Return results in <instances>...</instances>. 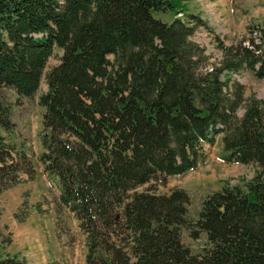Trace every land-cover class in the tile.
Instances as JSON below:
<instances>
[{
  "label": "trees",
  "instance_id": "obj_1",
  "mask_svg": "<svg viewBox=\"0 0 264 264\" xmlns=\"http://www.w3.org/2000/svg\"><path fill=\"white\" fill-rule=\"evenodd\" d=\"M185 1L0 0V88L19 102L47 85L38 162L57 186L58 212L78 222L83 264H264V100L245 102L230 77L264 78V25L230 46L216 38L219 66L204 70L208 58L192 37L207 27L197 15L180 19ZM55 49L59 63L44 73ZM14 129L0 100V194L36 174L1 135ZM218 135L223 163L258 167L243 187L208 195L195 219L183 190L137 191L195 170ZM60 224L58 215V234ZM183 232L205 235L206 245L192 253Z\"/></svg>",
  "mask_w": 264,
  "mask_h": 264
},
{
  "label": "rangeland",
  "instance_id": "obj_2",
  "mask_svg": "<svg viewBox=\"0 0 264 264\" xmlns=\"http://www.w3.org/2000/svg\"><path fill=\"white\" fill-rule=\"evenodd\" d=\"M187 1L189 0L185 1V8L187 6L188 8L182 15H179L180 19L185 21L188 14L200 16L206 27L211 30L199 27L192 37V41L205 50V55L208 58L204 70L219 66L218 63L222 55L217 48L216 38L221 40L224 45L230 46L247 39L250 36L249 31L253 27L264 25V0H190L186 3ZM152 14L155 19L166 23L174 18V15L169 12H153ZM61 54L59 49H55L53 56L46 64L44 73L59 63ZM230 77L242 88V97L245 102L249 98L264 100V78L258 80L247 71L231 74ZM46 90L47 85L42 79L35 96L21 98L17 102V95L12 89L0 88V100L10 107L11 121L15 124V129L12 132L2 131L1 135L6 143L26 152L35 165V169L41 171L40 175H44V173L38 162V156L42 152L39 139L42 108L38 104V98ZM242 113L243 109L241 108L237 116L241 117ZM221 138L220 135L216 136L214 145L205 147V155L195 170L181 177L169 178L164 185L152 182L138 188L137 191L150 190V193L155 195H168L173 190H183L189 196L188 216L190 219H195L202 201L208 195L220 191L224 187H243L244 183L251 180L258 171V167L255 165H227L223 163L221 161L223 153ZM56 187L52 184L49 188L46 187L42 179H36L35 174L34 180L27 181L23 177L22 183L0 194V259L18 257L26 250H30L28 243L25 241L23 243L17 238L11 243L10 230L14 229L17 224V228L26 226V224L21 225L23 222L20 223L16 215L25 216V219L31 217V221L40 214L44 215V220L52 218L53 213L57 220L59 215L61 233L67 236L69 245L74 242L78 244L82 233L79 232L74 217L66 210L58 212L56 200L59 192ZM43 225L46 234L50 227L47 228L45 223ZM182 241L194 254L199 253L206 245V238L203 234L198 239L192 240L186 232H183ZM42 242L45 243V240L43 239ZM73 251V259L70 264H83L82 255L77 253L76 249ZM63 256L66 258L67 253L65 252Z\"/></svg>",
  "mask_w": 264,
  "mask_h": 264
},
{
  "label": "crops",
  "instance_id": "obj_3",
  "mask_svg": "<svg viewBox=\"0 0 264 264\" xmlns=\"http://www.w3.org/2000/svg\"><path fill=\"white\" fill-rule=\"evenodd\" d=\"M188 2H190V0L186 3ZM184 6H186V4ZM40 174L41 171L36 170V179H42L46 187L49 188L50 184H53V182L48 180L45 175ZM53 186L55 185L53 184ZM70 215L73 217L72 214ZM43 217L44 215L40 214L38 217L33 218V221H31V217L27 218L26 221L21 224L22 226L26 224V226L17 228V224L15 225L14 229L10 230V232L8 231L10 234L11 243L15 240V238H17L23 243L25 241L29 244L30 250H26L24 253H21L18 257L24 258L27 264H51L54 262H57L58 264H64L63 262L70 264L73 259V249H76L77 253L82 255L81 257L84 258L85 245L83 234L80 235V240H78V244L74 242L70 243L69 245V240L67 236L62 233L58 234L54 213L52 214V218L48 220H44ZM43 223H45L47 228L50 227V230L46 234V229ZM75 224L78 226V222ZM43 239L45 240V243L42 242ZM65 252L67 253V257L63 258L65 257L63 256Z\"/></svg>",
  "mask_w": 264,
  "mask_h": 264
}]
</instances>
